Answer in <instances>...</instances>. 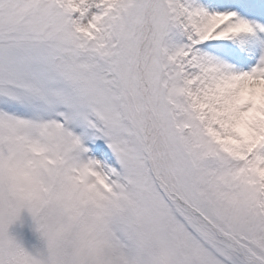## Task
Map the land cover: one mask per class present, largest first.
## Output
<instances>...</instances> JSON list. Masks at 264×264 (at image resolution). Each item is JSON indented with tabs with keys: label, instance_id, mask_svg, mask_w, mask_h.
Instances as JSON below:
<instances>
[{
	"label": "snow or ice",
	"instance_id": "1",
	"mask_svg": "<svg viewBox=\"0 0 264 264\" xmlns=\"http://www.w3.org/2000/svg\"><path fill=\"white\" fill-rule=\"evenodd\" d=\"M0 255L264 264V0H0Z\"/></svg>",
	"mask_w": 264,
	"mask_h": 264
},
{
	"label": "rangeland",
	"instance_id": "2",
	"mask_svg": "<svg viewBox=\"0 0 264 264\" xmlns=\"http://www.w3.org/2000/svg\"><path fill=\"white\" fill-rule=\"evenodd\" d=\"M22 246L32 254L46 253V241L37 230L35 220L30 214H22V220L11 229Z\"/></svg>",
	"mask_w": 264,
	"mask_h": 264
},
{
	"label": "clouds",
	"instance_id": "3",
	"mask_svg": "<svg viewBox=\"0 0 264 264\" xmlns=\"http://www.w3.org/2000/svg\"><path fill=\"white\" fill-rule=\"evenodd\" d=\"M25 249V248H24ZM25 251L30 255V256H32L34 259H39L40 258V254L41 253H37V254H32L31 252H29V251H27L26 249H25ZM7 259V257L6 256H2V255H0V261H4V260H6Z\"/></svg>",
	"mask_w": 264,
	"mask_h": 264
}]
</instances>
